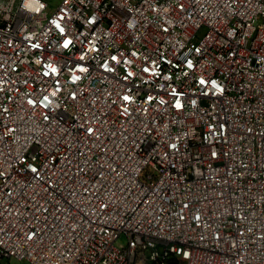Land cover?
<instances>
[{
  "label": "built area",
  "instance_id": "obj_1",
  "mask_svg": "<svg viewBox=\"0 0 264 264\" xmlns=\"http://www.w3.org/2000/svg\"><path fill=\"white\" fill-rule=\"evenodd\" d=\"M47 7L0 0V264H264V0Z\"/></svg>",
  "mask_w": 264,
  "mask_h": 264
},
{
  "label": "rangeland",
  "instance_id": "obj_2",
  "mask_svg": "<svg viewBox=\"0 0 264 264\" xmlns=\"http://www.w3.org/2000/svg\"><path fill=\"white\" fill-rule=\"evenodd\" d=\"M48 4L47 10L48 12H52L60 2V0H45ZM118 242H124V237L121 236L118 240ZM10 264H29L26 260H16V259H11Z\"/></svg>",
  "mask_w": 264,
  "mask_h": 264
},
{
  "label": "water",
  "instance_id": "obj_3",
  "mask_svg": "<svg viewBox=\"0 0 264 264\" xmlns=\"http://www.w3.org/2000/svg\"><path fill=\"white\" fill-rule=\"evenodd\" d=\"M168 264H179L177 260H170Z\"/></svg>",
  "mask_w": 264,
  "mask_h": 264
}]
</instances>
